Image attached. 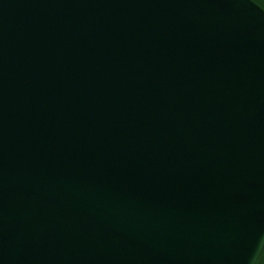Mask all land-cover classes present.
<instances>
[{
	"label": "water",
	"instance_id": "obj_1",
	"mask_svg": "<svg viewBox=\"0 0 264 264\" xmlns=\"http://www.w3.org/2000/svg\"><path fill=\"white\" fill-rule=\"evenodd\" d=\"M0 264H264V0H0Z\"/></svg>",
	"mask_w": 264,
	"mask_h": 264
}]
</instances>
